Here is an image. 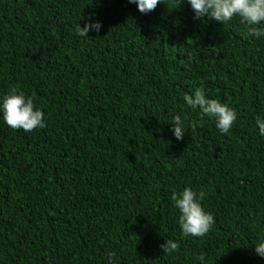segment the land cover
Segmentation results:
<instances>
[{
	"label": "trees",
	"instance_id": "1",
	"mask_svg": "<svg viewBox=\"0 0 264 264\" xmlns=\"http://www.w3.org/2000/svg\"><path fill=\"white\" fill-rule=\"evenodd\" d=\"M176 3L0 0V99L45 113L25 132L0 111V264H264V36ZM197 88L235 109L229 133L187 105ZM185 187L214 216L202 237L178 223Z\"/></svg>",
	"mask_w": 264,
	"mask_h": 264
},
{
	"label": "clouds",
	"instance_id": "2",
	"mask_svg": "<svg viewBox=\"0 0 264 264\" xmlns=\"http://www.w3.org/2000/svg\"><path fill=\"white\" fill-rule=\"evenodd\" d=\"M129 3H136L141 13L147 14L154 11L158 4L164 0H128ZM184 0H177L176 7L179 8ZM194 11L195 19L205 17L214 19L221 24L228 23L238 17L241 24L246 26V34L260 38L264 36V0H187ZM102 27L100 21H93L88 18L83 27L78 23L76 34L79 36H88L90 30L99 32ZM184 100L192 109H199L201 118H213L216 127L221 133L230 132L237 119L235 109L227 103H222L219 99L209 98L203 88H197L193 95L184 94ZM0 111L3 113V119L6 124L13 129H23L25 132H31L34 129L45 127V113L36 108L34 101L30 96H26L23 91L12 88L8 94L0 99ZM256 123L259 126V132L264 135V117L257 116ZM173 134L177 140H182L185 134L184 121L180 115H176L172 122ZM195 126V123L193 124ZM205 193H199L190 187H185L179 193L173 192L171 200L179 210L180 215L178 223L184 236L192 235L202 237L206 235L215 224L212 213L207 212L202 206L201 201ZM164 254L176 252L179 249V242L167 239L160 245ZM255 252L264 257V239H260L255 244ZM115 253H109V264H112V257ZM199 260L203 262L205 256L201 254Z\"/></svg>",
	"mask_w": 264,
	"mask_h": 264
}]
</instances>
